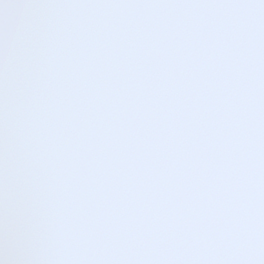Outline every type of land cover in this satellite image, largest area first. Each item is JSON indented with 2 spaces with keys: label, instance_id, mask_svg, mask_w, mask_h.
<instances>
[{
  "label": "snow or ice",
  "instance_id": "obj_1",
  "mask_svg": "<svg viewBox=\"0 0 264 264\" xmlns=\"http://www.w3.org/2000/svg\"><path fill=\"white\" fill-rule=\"evenodd\" d=\"M0 264H264V0H0Z\"/></svg>",
  "mask_w": 264,
  "mask_h": 264
}]
</instances>
